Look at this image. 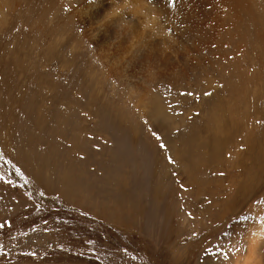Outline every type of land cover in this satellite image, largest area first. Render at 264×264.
I'll list each match as a JSON object with an SVG mask.
<instances>
[{"label":"rangeland","instance_id":"obj_1","mask_svg":"<svg viewBox=\"0 0 264 264\" xmlns=\"http://www.w3.org/2000/svg\"><path fill=\"white\" fill-rule=\"evenodd\" d=\"M257 2L0 0V264H264Z\"/></svg>","mask_w":264,"mask_h":264},{"label":"bare ground","instance_id":"obj_2","mask_svg":"<svg viewBox=\"0 0 264 264\" xmlns=\"http://www.w3.org/2000/svg\"><path fill=\"white\" fill-rule=\"evenodd\" d=\"M102 1V0H101ZM131 1V0H130ZM228 2H230V4H231V6H232V8H237L238 7V9H241V8H245V7H248V6H254V7H256V8H258V5H259V8H260V5L261 4H259L258 2H257V0H227ZM71 2V1H70ZM99 2H100V0H73V3L77 6V8L81 11V13L83 12L84 13V15H83V19H84V16H86V19H89V21H90V19L93 21V23H94V21L95 20H97L98 19V17H100L101 19L103 18V19H105V18H108V14L106 13V11L108 12L109 10H110V7L109 6H107V5H104V4H99ZM121 2H123V1H121ZM126 3H127V1H125ZM258 3V4H257ZM142 4H143V1H139V9H141L143 6H142ZM69 5V4H68ZM152 6H154L155 8H157L158 9V11L159 12H161L162 14H164V15H166L167 13H166V9H167V0H152V4H151ZM142 6V7H141ZM262 6V5H261ZM253 7V8H254ZM263 7V6H262ZM75 8V7H74ZM76 8V9H77ZM151 8V7H150ZM69 10V9H68ZM136 10H138V9H136ZM142 10V9H141ZM150 10V9H149ZM255 10V9H254ZM70 11V10H69ZM75 11V10H74ZM168 11V10H167ZM159 12H157L158 14H159V16H161V14L159 13ZM155 13V12H154ZM153 13V14H154ZM120 14V13H119ZM96 15H98V17L96 16ZM115 15H117V14H115ZM113 18H116L115 16H112ZM128 17H130V16H128ZM131 17H132V15H131ZM162 17H164V16H162ZM99 18V19H100ZM124 19V18H123ZM131 19V18H130ZM251 19V18H250ZM111 20V19H110ZM115 20V19H114ZM127 20V19H126ZM133 20V19H132ZM99 21H101V20H99ZM78 22H80V21H78ZM123 22V21H122ZM134 22V21H133ZM97 22L95 21V25H96V27H95V25H94V29L95 30H97V31H100V29H105V28H107V24H106V22H105V24H104V26H103V24L102 25H98V23L96 24ZM113 23H115V22H113ZM112 23V24H113ZM130 23H132V22H130ZM127 24V23H126ZM101 26H102V28H101ZM262 26V25H261ZM112 27V26H111ZM113 28V27H112ZM114 29H115V27H114ZM94 30H92V32H93ZM107 32H109L108 30H107ZM100 33V32H99ZM99 33H97V34H99ZM104 33V32H103ZM91 35H93V34H91ZM94 36V35H93ZM99 36V35H98ZM94 37H96V36H94ZM111 37H113V36H111ZM93 38V37H92ZM102 38V37H101ZM109 38V37H108ZM114 38V37H113ZM112 39V38H111ZM113 40V39H112ZM110 41V40H109ZM134 55V54H133ZM133 55H132V57H133ZM241 223V222H240ZM230 232H232L233 233V237L234 238H236V237H238V236H240V234L241 233H243L244 231H242V229L239 227V225H237V226H234V227H232V229L230 230ZM243 263L244 264H253V261H252V259H251V255L248 253V255L244 258V260H243Z\"/></svg>","mask_w":264,"mask_h":264},{"label":"snow or ice","instance_id":"obj_3","mask_svg":"<svg viewBox=\"0 0 264 264\" xmlns=\"http://www.w3.org/2000/svg\"><path fill=\"white\" fill-rule=\"evenodd\" d=\"M161 147H163V145H161Z\"/></svg>","mask_w":264,"mask_h":264}]
</instances>
